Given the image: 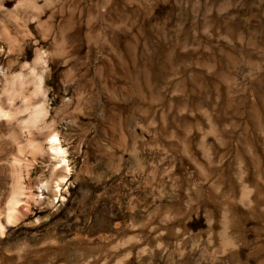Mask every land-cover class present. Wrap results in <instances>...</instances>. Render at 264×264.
<instances>
[{"label": "rangeland", "instance_id": "obj_1", "mask_svg": "<svg viewBox=\"0 0 264 264\" xmlns=\"http://www.w3.org/2000/svg\"><path fill=\"white\" fill-rule=\"evenodd\" d=\"M0 70V103L43 102L54 126L30 136L56 133L69 170L54 194L36 156L0 264L43 239L36 264H264V0H0Z\"/></svg>", "mask_w": 264, "mask_h": 264}, {"label": "bare ground", "instance_id": "obj_2", "mask_svg": "<svg viewBox=\"0 0 264 264\" xmlns=\"http://www.w3.org/2000/svg\"><path fill=\"white\" fill-rule=\"evenodd\" d=\"M0 78L4 80L3 93L6 95L7 99H11L14 93L12 92L13 94L11 95V92L9 93L8 89L13 88L14 85H11V83L14 82V80L12 82L8 81L6 70H0ZM36 78L37 81L34 88V95L39 94L44 97L45 92L43 90L42 75H39ZM13 79H15V77ZM16 80L21 83L20 85H22V82H24L25 85V80H22V78L19 80L16 78L15 81ZM15 83L17 84L18 82ZM13 97L15 96L13 95ZM19 100L21 101L20 103L22 105L21 110L12 108L11 100H7L5 105L0 103V131L6 130L7 138L9 140L8 142L11 143L12 147L10 151L11 153H9L10 156L7 158L9 185L4 194V205L2 210L3 213H1L3 214V220L0 221V237L3 236L6 228L17 221L22 220L28 215L27 213L29 205L31 204V202H34V200H36L32 196H30V194H27L25 190L28 179L30 177L31 169L35 163L36 156H43L48 152L44 149L46 145L48 146V150H50L49 154L53 155L58 160V162H56L60 165V169L63 172L62 177L51 180L50 184H53L54 188L56 189L53 190L54 194L58 191L60 185L66 180L68 175L67 173L69 171L68 164L65 159V151L61 148L60 141L56 133L50 132L47 136H43L41 142L34 141V139L30 136V128L35 126L39 121H43V126H41L42 128L40 127L41 131L47 129L49 130L54 126L53 121L45 124L48 110L43 102L35 106L30 102L29 98H24V96H19ZM19 113L24 114L26 117V120L22 122V124L18 122L19 120L17 121V116L19 115ZM69 125L73 126V123H69ZM25 130L27 131V134ZM41 131L38 130L37 134L41 135L43 132ZM28 157L30 159H28ZM90 203V197L83 196L82 198H80V200H78L77 208L85 210L88 208L87 206H89ZM52 242L54 241L49 240V243ZM45 244H47L46 240H38L35 242L34 249L25 248V251H16L14 254L17 257V260L23 264H36L41 260L43 250L46 247ZM85 250L86 249H84L83 252ZM30 255H32V259L28 261V256ZM168 264H191V261L188 258L176 260L171 257Z\"/></svg>", "mask_w": 264, "mask_h": 264}]
</instances>
